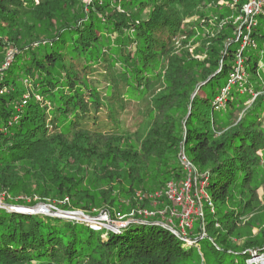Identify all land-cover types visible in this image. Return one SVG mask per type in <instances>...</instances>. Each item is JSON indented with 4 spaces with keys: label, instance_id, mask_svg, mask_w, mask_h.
Listing matches in <instances>:
<instances>
[{
    "label": "trees",
    "instance_id": "obj_1",
    "mask_svg": "<svg viewBox=\"0 0 264 264\" xmlns=\"http://www.w3.org/2000/svg\"><path fill=\"white\" fill-rule=\"evenodd\" d=\"M248 1L0 0L6 205L37 196L93 217L128 213L139 192L186 177L182 151L214 202L194 216V245L159 216L108 232L0 207V264H249L264 253V15L239 36ZM147 100L148 126L133 133L123 111Z\"/></svg>",
    "mask_w": 264,
    "mask_h": 264
},
{
    "label": "built area",
    "instance_id": "obj_2",
    "mask_svg": "<svg viewBox=\"0 0 264 264\" xmlns=\"http://www.w3.org/2000/svg\"><path fill=\"white\" fill-rule=\"evenodd\" d=\"M91 1V0H88ZM264 5V0H249L248 4H246L245 8L247 10V13L251 14L254 16L256 13L260 12L262 9V6ZM257 17H254L251 19L249 22L250 24V29L252 28L253 25L256 24L255 19ZM246 43H253V40L249 38V34H246L244 37V40ZM13 57V52L9 54L8 60H11ZM242 58L240 57L238 61V66L236 67L237 74L235 77L241 78L243 77V73L241 72V67H242ZM181 160L184 164V169L186 171V177L180 180L179 183H176L174 181H170L166 184V189L162 192H157L153 194L152 196H146L144 193L139 192L137 197L138 200L144 199L146 197H149V199H154V200H159L162 198H168L169 200L173 201L174 204L180 206V210L182 211L181 214V219L177 218V224L175 225L173 222L175 220L169 219L166 223V225L170 226L171 229L174 230L176 234L180 236L181 239L189 243L190 245H194L195 241L191 240L189 238L188 230L192 228L193 226V221H194V214L192 213V210L196 204H201V209H202V204L203 202L207 203L208 206H211L212 209L214 207V202L213 199H211L210 195L208 194L207 191V184L204 186V182L207 180L205 179H199L198 176V171L196 170L195 165L188 159L187 156L184 155L183 151L180 154ZM204 180V181H203ZM207 183V181H206ZM200 188V189H199ZM196 190V194L193 198H191V194H193V191ZM201 195V196H200ZM0 207L4 208L6 210H13L16 212H27L31 214H37L35 213L32 209L30 208H24V207H19L15 205L5 204V196L0 199ZM48 210V209H47ZM164 212V210H140V209H132L128 213H120V212H115L113 215L111 211L109 210H104L99 213L103 214L104 217H102V220H100V217L91 216V215H86L84 212L80 213V215H77L73 213L71 221H76V222H84L87 223L89 226H91L93 229L101 230V229H106L108 232L113 231L117 232L119 228L124 227V225H127L129 223H138L141 218L146 219L147 221H150L152 217L159 216L162 221L164 220L163 215H161ZM202 212V211H201ZM164 214V213H163ZM173 214V213H172ZM202 216L203 214L200 213ZM169 215V214H168ZM86 216V217H84ZM170 216V215H169ZM146 221V222H147ZM205 234H202V236ZM255 256L253 258L248 260L249 264H256L257 260H255ZM255 260V261H254Z\"/></svg>",
    "mask_w": 264,
    "mask_h": 264
},
{
    "label": "rangeland",
    "instance_id": "obj_3",
    "mask_svg": "<svg viewBox=\"0 0 264 264\" xmlns=\"http://www.w3.org/2000/svg\"><path fill=\"white\" fill-rule=\"evenodd\" d=\"M240 1L241 0H233V2H229V1L227 2L224 0H219V3L220 4L227 3V5L230 7V9L238 10V8H239L238 5H239ZM245 6L246 5H244L240 9L241 15L238 18L240 21V26L238 27V32H239L238 35L239 36L244 35L242 33H245V30L249 31V28H250L249 22L251 21V19H253L254 17L264 15V5L262 6L261 11L256 13L254 16L247 13ZM197 18L198 17H193V18H190L189 20H185V22H184L185 30L191 31V29L193 28L192 21L196 20ZM205 21H209V19H205ZM220 29H221V26L219 25V27L215 28V30L213 32L211 31V33H210L211 37H214L216 34H218ZM206 35H207V33H206ZM183 39L185 40L186 36H181V38H177V42H180V41L182 42ZM249 43H246V41H243V43L241 44V48L243 49L245 46L249 45ZM202 44H203L202 42L191 43V44L183 43L182 46H185L191 52L194 48L201 46ZM10 53H12V52H10ZM239 59L240 58H238V60ZM98 70L102 71V67L98 68ZM99 86L103 87L102 84H99ZM224 102H225V100L223 98L218 100L219 105H221ZM150 105H151V100H147V101H144L141 103L135 102V104L133 103V104L128 105L126 110L123 111V114H122L123 115L122 116L123 117L122 122L124 123L123 124L124 127H129L133 133H135L138 130V127L141 123H144V126L147 127L148 123H149V107H150ZM206 184L207 183L205 181L203 185L206 186ZM195 192H196V190L193 191V194ZM195 194L194 195L191 194V198H193L195 196ZM4 196L7 198L8 195L5 192L4 193L2 192L0 194V199ZM258 197L260 199H262L263 204H264V190L262 188L258 190ZM22 198L25 199L27 202L33 201V199H31L30 197H26L25 195H22V197L16 199L15 201L22 200ZM35 200H36V205L32 206L35 209H32V210L35 213L45 215V216H49L50 218L52 217V218H56L59 220L66 221V220H72L71 219L72 217H76L77 215H80V213H82V212H84L86 215H91L90 213H87L86 211H83V210L78 211V210H75L72 208L63 210V209L59 208L58 205L54 201L45 202V201L38 199L37 196L34 198V201ZM145 200H146V198L139 200V202L137 203V205L134 209H140L143 211L147 210L148 209L147 206L144 205ZM150 200L152 201V205H154L156 207V210L157 209L164 210V212H163L164 214L163 213L161 214L164 217L163 221L167 222L170 218L173 220H175L177 218L181 219L182 211L180 210V206L174 204L173 201L169 200L168 198H166V199L164 198V200H162V201L154 200L153 198ZM160 204L164 205V207L159 208ZM191 210H192V213L194 214L193 216L196 217L198 215H201L200 214V213H202L201 212L202 211L201 204H199V203L196 204L195 207ZM103 212H104V210L102 211V213ZM73 213L74 214L77 213V215L72 216ZM102 213H101V215L100 214L98 215V217H100V220H102V217H104ZM70 216H72V217H70ZM84 217H86V216H84ZM173 223L176 225L177 221L175 220ZM203 232H204V234H206L205 228L203 229ZM102 237L104 239H107V234L102 235ZM252 254H253L252 256L256 257L255 258V260H257L256 264H264V253L263 252H261L259 250L258 251L254 250Z\"/></svg>",
    "mask_w": 264,
    "mask_h": 264
},
{
    "label": "water",
    "instance_id": "obj_4",
    "mask_svg": "<svg viewBox=\"0 0 264 264\" xmlns=\"http://www.w3.org/2000/svg\"><path fill=\"white\" fill-rule=\"evenodd\" d=\"M19 207H24V208H30V209H35L34 207H30V206H25V205H22V206H19ZM147 220L144 219V218H141V220L139 222H146Z\"/></svg>",
    "mask_w": 264,
    "mask_h": 264
}]
</instances>
